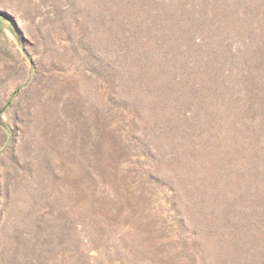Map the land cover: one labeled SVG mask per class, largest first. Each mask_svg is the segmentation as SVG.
<instances>
[{
    "label": "rangeland",
    "instance_id": "374dc122",
    "mask_svg": "<svg viewBox=\"0 0 264 264\" xmlns=\"http://www.w3.org/2000/svg\"><path fill=\"white\" fill-rule=\"evenodd\" d=\"M0 264H264V0H0Z\"/></svg>",
    "mask_w": 264,
    "mask_h": 264
}]
</instances>
